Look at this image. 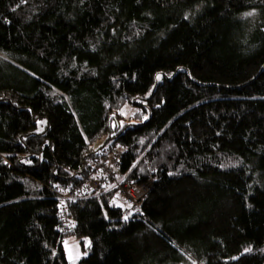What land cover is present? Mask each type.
Instances as JSON below:
<instances>
[{
  "label": "trees",
  "instance_id": "16d2710c",
  "mask_svg": "<svg viewBox=\"0 0 264 264\" xmlns=\"http://www.w3.org/2000/svg\"><path fill=\"white\" fill-rule=\"evenodd\" d=\"M107 144L138 209L105 175L61 207ZM70 237L76 264H264V0H0V264Z\"/></svg>",
  "mask_w": 264,
  "mask_h": 264
},
{
  "label": "built area",
  "instance_id": "2783aa9c",
  "mask_svg": "<svg viewBox=\"0 0 264 264\" xmlns=\"http://www.w3.org/2000/svg\"><path fill=\"white\" fill-rule=\"evenodd\" d=\"M93 155L96 157L94 161L96 167L94 168L93 166L90 169V175L87 176L82 182L75 184L74 186H70L67 191L60 192V199L63 201L61 202V207L66 208L65 201L67 200L81 197L88 194L92 190L98 189L100 184L96 180V176L99 177L105 175L111 177V179L114 177V184L111 186V188L117 189L120 197L122 198H119L121 201L119 203L124 204L122 208L123 213L131 214L133 211L137 210L140 205V199L137 195L135 185L128 183V181H125L124 178L117 179L115 175L116 172L112 169V167L114 168L119 166L120 152L117 151L116 148L109 150L104 149L103 151L93 150ZM91 176H94V178L92 179ZM148 188L149 186L145 184L141 187V190L146 192Z\"/></svg>",
  "mask_w": 264,
  "mask_h": 264
},
{
  "label": "rangeland",
  "instance_id": "374dc122",
  "mask_svg": "<svg viewBox=\"0 0 264 264\" xmlns=\"http://www.w3.org/2000/svg\"><path fill=\"white\" fill-rule=\"evenodd\" d=\"M135 114L134 109L127 108L126 111L124 112V115L126 118H128L129 115ZM44 128V120H40L38 123L37 131H42ZM104 142V138L99 140L98 143L102 144ZM110 145H106V149L109 150ZM91 162V159L89 160V163ZM118 205H120L118 203ZM63 247L67 256V259L69 261V264H76L77 261L80 259L82 256V252L80 250L79 244L77 240L73 237L67 238L63 241Z\"/></svg>",
  "mask_w": 264,
  "mask_h": 264
},
{
  "label": "snow or ice",
  "instance_id": "6c2138e0",
  "mask_svg": "<svg viewBox=\"0 0 264 264\" xmlns=\"http://www.w3.org/2000/svg\"><path fill=\"white\" fill-rule=\"evenodd\" d=\"M157 79H159V76H157Z\"/></svg>",
  "mask_w": 264,
  "mask_h": 264
}]
</instances>
